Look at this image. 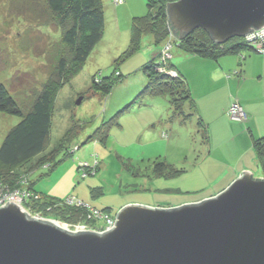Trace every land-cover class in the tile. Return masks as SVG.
<instances>
[{
	"label": "rangeland",
	"instance_id": "1",
	"mask_svg": "<svg viewBox=\"0 0 264 264\" xmlns=\"http://www.w3.org/2000/svg\"><path fill=\"white\" fill-rule=\"evenodd\" d=\"M101 1L105 9V26L109 25L108 32L92 50L81 69L56 91L47 150L58 147L59 140L68 132L71 134L70 142L82 144L72 156H64L63 151L58 153L57 156H60L56 158L63 160L50 171H47V166L38 167L37 160L35 166L28 170L30 173L26 184H30L31 180L37 188L45 187L57 196H64L78 186L82 189L85 202L93 198L92 201L99 206L108 205L113 209L132 203L157 206V201H165L176 205V202L195 201L193 199L201 196L207 198L205 195L212 194L219 184L230 179L233 164L237 165L249 145L254 153L253 138L264 133L252 134L250 137V132L242 125L240 129L230 126L231 130L226 134L223 128L217 126L219 122L216 113L210 116L218 127L215 136L212 135L211 127L208 128L209 123L203 120L204 125L201 126L192 116L184 123L173 121V129L169 130L166 125L170 123L168 103L164 98L157 97L146 98L142 105L137 103L133 106L134 109L145 107L151 113L139 115L129 109L120 113V128L116 125L111 127L106 144L97 141L99 136L95 134L103 129V120L115 114V111L110 113L113 104L121 101L116 95L119 92L121 96L130 94L139 81L145 79L139 70L131 73L125 71L119 76L122 80L113 87L112 92L115 90V94L110 105L108 103L112 92L103 98L91 91V76L102 72L106 76L110 74L114 60L129 44L131 22L136 16L131 3L121 10L120 5L116 6L120 11H114L113 15L111 13L115 4L111 2L110 6H106L109 0ZM147 1L144 0L142 6L144 13L147 11ZM136 12L139 13V8H136ZM148 37L145 35L142 38L139 57L148 56L153 48L148 44ZM60 48V32L51 22L44 0H0V85L22 109L28 107L36 92L49 79L56 64L55 55ZM198 58L201 57L183 54L176 47L172 49L171 63L179 62L180 68H187V64L193 70L207 68L201 67L200 62L195 67V59ZM217 87L214 104L222 109L229 99L220 83L214 89ZM139 91L126 96L129 98L126 104L132 102ZM258 110L260 115L256 117L259 119L256 126L263 130L264 104L259 103ZM223 115L225 119L229 118L227 114ZM151 116H157L155 121L149 122ZM18 120L19 117L15 115L0 112V144L6 132ZM157 120H162L163 124L156 123ZM245 137H248L249 145ZM155 159L166 160L181 172L177 176L161 177L153 172ZM96 161L98 167L95 170ZM78 165H81L80 170ZM25 170L26 167H19L16 171L25 174ZM220 171L223 175H219ZM254 171L256 177L258 171ZM56 223L64 226L66 222L58 220Z\"/></svg>",
	"mask_w": 264,
	"mask_h": 264
},
{
	"label": "trees",
	"instance_id": "2",
	"mask_svg": "<svg viewBox=\"0 0 264 264\" xmlns=\"http://www.w3.org/2000/svg\"><path fill=\"white\" fill-rule=\"evenodd\" d=\"M173 1L176 0H148L145 14L132 18L129 44L114 60L112 72L107 76L104 74L105 72L94 73L91 76V91L105 98L122 80L119 76H122L125 71L131 73L139 70L145 75V79L139 81L131 93L129 92L130 94L125 93L123 96H118L121 101H116L110 111V113L115 111V114H111L110 118L106 119V117L103 120V129L99 128L100 132L95 134V136H99L97 141L104 144L108 142L111 127L113 125L120 127L118 124L120 113H125L128 109L136 113L147 111L145 107L133 108L137 103L142 105L146 98L161 97L167 101L170 110V123L166 124L173 126L172 123L175 120L184 123L192 116L196 118L197 124L204 125L203 119L198 115L197 103L190 92L185 76L181 71H177L176 65L173 66L171 63L173 47L178 48L183 54L213 61L235 55L239 66L243 65L245 58L250 54L264 56V53H259L253 45L246 41L245 36H234L218 43L212 39L208 31L200 27L177 36L170 28L167 13L168 3ZM111 2L115 5L123 4V2L117 4L114 0ZM44 3L50 13L51 22L59 29L61 42L60 51H57L55 55L56 64L49 79L36 92L34 99L25 109H22L20 104L0 85V112L19 117L18 122L6 132L0 144V179L14 187L20 185L18 179L24 175V173L17 172V168L26 167L25 174L28 175L30 173L28 170L35 166V162L38 160V167L47 166V171H50L63 160L56 158L60 156H57L58 153L63 151L64 156H72L80 148L82 143L70 142L71 134L68 132L59 140L58 147L47 150L54 97L56 91L81 69L92 50L101 41L106 23L104 4L101 0H44ZM145 35L149 36L148 44L153 48L148 52V56L141 55L142 57H139L138 50ZM166 44H169L170 48L164 52L169 53L170 57L163 59L162 52ZM155 50H157L156 55H152L151 52ZM128 68L132 70H127ZM171 71L174 74H170ZM230 74L236 79H242L241 70H237V68L227 76L230 77ZM125 80L127 81L128 77ZM141 87L142 89L139 91ZM137 91L139 92L134 96L132 102L126 104L129 95ZM233 101H237V99ZM237 102L242 107L239 101ZM243 111L245 113L244 109ZM165 134L167 135V133ZM253 149L255 168L258 174L260 172V177L264 178V134L253 138ZM94 159L96 160L95 157ZM95 167H98L97 161L93 169ZM80 168L81 165H78V170ZM153 172L161 177L169 178L177 176L181 170L175 169L166 160L155 159ZM252 175L254 176L253 173ZM228 184H219L220 186L215 192L205 196L217 194ZM27 187L32 192V196H37V199L27 202L29 211L38 213L45 219L60 220L66 223L94 222L100 225L104 221L95 218V212L114 218L120 208L113 209L108 205L99 206L92 201L93 198L85 202L82 189L78 186L64 196L54 195L45 187L37 188L31 180ZM202 197L204 196L193 200H199ZM181 202L183 203V201L176 202V205L182 204ZM184 203L189 202L184 201ZM156 204L160 207L176 206L171 205L175 203L165 201H157Z\"/></svg>",
	"mask_w": 264,
	"mask_h": 264
},
{
	"label": "water",
	"instance_id": "3",
	"mask_svg": "<svg viewBox=\"0 0 264 264\" xmlns=\"http://www.w3.org/2000/svg\"><path fill=\"white\" fill-rule=\"evenodd\" d=\"M167 13L180 36L215 42L264 26V0H176ZM0 264H264V178L244 170L217 194L171 207H120L102 233L70 231L0 206Z\"/></svg>",
	"mask_w": 264,
	"mask_h": 264
},
{
	"label": "crops",
	"instance_id": "4",
	"mask_svg": "<svg viewBox=\"0 0 264 264\" xmlns=\"http://www.w3.org/2000/svg\"><path fill=\"white\" fill-rule=\"evenodd\" d=\"M107 2H108V5L105 3L106 6H110L109 4H112L111 0ZM130 3L132 4V7L134 6L133 13H135L136 16L145 14L144 12H142V6L144 4V0H125L123 4H120L121 6L120 10L126 7L127 5H129ZM116 6L118 5H113V9H112L113 13H111L113 15H114V11L115 12L120 11L118 10V7ZM136 8H139V13L136 12ZM108 27L109 25L105 26L103 35H106V32H108ZM151 53L152 55H156L157 50ZM192 57L196 58V56H192ZM195 60H196L194 63L195 67H196V64L200 62L201 67L207 66V68H204V70L203 68L201 69L195 68L193 70L190 64H187V68L183 66L180 68L179 67L180 63L177 61H175V64H173V66L176 65L175 67L177 68V71H181L182 74L185 76L188 86L191 90L190 91L191 94L196 97L194 99L197 103L199 115L204 121L209 123L208 128L210 129L211 127L212 135L214 136L216 135L218 127L223 128L225 130V133L228 134L231 130L230 126L240 129L242 125L246 126V130L250 132L251 134L249 135L250 137L252 136V134L261 135L262 132L264 133V127H263V130H260V128L256 126V121L259 120L256 117L260 115V113H258L260 110L257 111V105L259 103L264 104V56L250 54L245 58L244 63L241 66H239L237 62L238 59L235 57V55H229V56L223 57L219 61H213V60L206 59V58H198ZM236 68L237 70L238 69L241 70L242 79L240 78L236 79L235 77L232 78L233 76L231 74H230V77L227 76L228 71L231 72L232 70H235ZM217 83H220L221 88L222 86L224 87L222 89L225 91V95L229 99L225 108H222V109H218L216 105L214 104L217 98V93H218V87L214 89ZM194 89H196L195 92H194ZM114 94H115V91L111 93V97L108 103L109 105H110V102H112V98L114 97ZM116 96L118 98L119 93ZM235 98H237V101H239V103L242 105L246 113L245 114L246 119L241 122L231 120L230 118H226L227 119L226 121L223 115V113L224 114L227 113V107H229L231 101L236 100ZM115 103L116 102H114V104ZM149 113H151L150 109L149 110L147 109V111L145 110V111L138 112L139 115L141 114L145 115ZM214 113L217 114V118H218L217 120L219 122L217 124L218 127H216L214 122H212V120L210 119V116L213 115ZM155 118H157V116L149 117V122L155 121L154 120ZM160 121L157 120L156 123L162 124ZM166 125L169 130L173 128V126H171L170 124H166ZM214 126L216 127V129L213 131ZM246 130L245 132H247ZM208 131L210 132V130ZM247 138H246V141L249 145L250 141L248 142L249 139ZM246 141L244 140V142ZM244 152L245 154H242L240 156L237 165L233 164L234 170L230 172L232 173L230 174L231 175L230 179L228 181L226 180L225 183H230L244 170H248L254 174L255 172L254 170H256L255 168L256 161H255V155L253 151L251 150V145H249L248 149L244 150ZM219 175H223V172L220 171ZM255 175L256 177H260L258 172H256Z\"/></svg>",
	"mask_w": 264,
	"mask_h": 264
},
{
	"label": "built area",
	"instance_id": "5",
	"mask_svg": "<svg viewBox=\"0 0 264 264\" xmlns=\"http://www.w3.org/2000/svg\"><path fill=\"white\" fill-rule=\"evenodd\" d=\"M115 3H121L123 0H114ZM246 41L253 45L259 53H264V26L260 29H253L245 37ZM169 44H166L164 47V51L169 50ZM162 52V58L166 59L170 57V54L167 52ZM170 74H174V72H170ZM227 115L232 120H241L244 121L246 119L245 113L242 107L238 104L237 101H233L229 109L227 110ZM19 186L14 187L10 183L5 182L4 180L0 179V206H5V203L8 201H12L17 205L21 206L30 216L36 217L38 219L44 220L42 216L38 213H31L27 207V202L30 200L37 199V196H32V192L29 191L26 181L27 175H22L19 179ZM95 218L98 220H103L104 222L99 224L87 223V222H76V223H63L65 224L62 226L63 228L70 230V231H91L102 233L107 231L108 229L112 228L114 225L115 217L111 218L108 217L100 212H95ZM53 222H58V220H51L46 219ZM58 224V223H57Z\"/></svg>",
	"mask_w": 264,
	"mask_h": 264
},
{
	"label": "clouds",
	"instance_id": "6",
	"mask_svg": "<svg viewBox=\"0 0 264 264\" xmlns=\"http://www.w3.org/2000/svg\"><path fill=\"white\" fill-rule=\"evenodd\" d=\"M259 178V177H258ZM210 197V196H209ZM204 199V198H203ZM202 200V199H201ZM198 201H200V200H197V201H191V202H189V203H193V202H198ZM183 204V203H182ZM180 205V204H179Z\"/></svg>",
	"mask_w": 264,
	"mask_h": 264
},
{
	"label": "bare ground",
	"instance_id": "7",
	"mask_svg": "<svg viewBox=\"0 0 264 264\" xmlns=\"http://www.w3.org/2000/svg\"><path fill=\"white\" fill-rule=\"evenodd\" d=\"M245 37H246V35H245ZM232 120V119H231ZM46 220V219H45Z\"/></svg>",
	"mask_w": 264,
	"mask_h": 264
}]
</instances>
